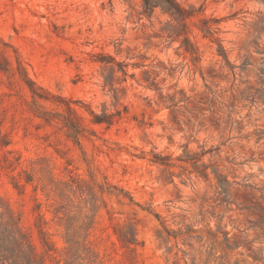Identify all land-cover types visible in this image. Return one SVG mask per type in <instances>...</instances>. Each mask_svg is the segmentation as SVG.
<instances>
[{
    "label": "rangeland",
    "instance_id": "obj_1",
    "mask_svg": "<svg viewBox=\"0 0 264 264\" xmlns=\"http://www.w3.org/2000/svg\"><path fill=\"white\" fill-rule=\"evenodd\" d=\"M174 1L0 0V230L38 264H264V0Z\"/></svg>",
    "mask_w": 264,
    "mask_h": 264
},
{
    "label": "trees",
    "instance_id": "obj_2",
    "mask_svg": "<svg viewBox=\"0 0 264 264\" xmlns=\"http://www.w3.org/2000/svg\"><path fill=\"white\" fill-rule=\"evenodd\" d=\"M143 6L146 10L153 11L154 8L160 7L164 13L172 17H181L185 13L174 0H143ZM107 123L100 117L94 115L93 123ZM2 217V214L0 215ZM225 241H229L227 233L224 234ZM228 247L230 250L237 248ZM0 264H38L30 253L29 246L14 223L9 219L2 230H0ZM229 264V263H226ZM234 264H239L235 262Z\"/></svg>",
    "mask_w": 264,
    "mask_h": 264
}]
</instances>
